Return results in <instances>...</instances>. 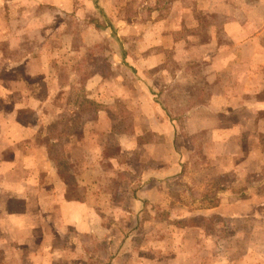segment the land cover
I'll list each match as a JSON object with an SVG mask.
<instances>
[{"label":"rangeland","instance_id":"obj_1","mask_svg":"<svg viewBox=\"0 0 264 264\" xmlns=\"http://www.w3.org/2000/svg\"><path fill=\"white\" fill-rule=\"evenodd\" d=\"M208 1L216 2L215 8L221 14H238L233 0ZM221 2L224 4L220 5ZM179 4L191 8L192 15H197L200 22L222 20L221 15H214L211 19L208 13L201 9L196 11L193 4L184 0H16V7L9 14L15 22L5 25L0 18V76L5 77V81L0 82V104L5 94L13 100L7 104L8 107L13 108L19 102L16 99H19L21 90L26 89L17 85V78L22 81L21 74L30 82L37 81L38 85L31 89L39 103L36 101L30 107L38 105L37 124L33 125L41 127L30 143L48 142L49 136L53 135L58 141L51 146V154L60 163L65 150L62 148L65 140L61 137L62 132L73 133L76 135L73 138H80V130L88 123L87 128L91 129L94 137L90 141L92 135L87 140V164L102 156L104 175L111 178L110 183L104 185L108 188L105 189L106 197L103 196L108 198L110 191L111 202L103 198L100 201L106 204L104 210L110 208L112 215H109L110 210L102 213V226L96 230L95 246L89 244L88 238L85 240L86 247L79 254L86 257L85 264H93L94 259L109 264V259L114 257L119 258V264H141L136 262L141 260V255L154 259L157 255L175 253L169 245L173 239H192L201 244L206 237L212 242H223L214 246L209 241V247L204 243L201 247L183 245V248H175L176 252L209 256V262L203 261L202 264H211L210 254L218 259L223 253L226 257L219 261L215 259L213 263L264 264V183L260 182L264 181V134L258 140L257 150L253 149L257 143L250 136L253 133L243 135L241 140V135L233 133L237 129L227 134L232 133L230 143L215 142L216 134L209 136L208 128L203 126L211 122L215 131L221 120L218 123L216 117L208 113H204L201 120L189 119L191 108L197 103L205 104L204 89L209 85L205 77L206 60L192 62L189 59L192 55L188 53L187 56L183 47L174 54L167 52L159 60L154 52L157 51L155 41L161 42V33L171 30L174 22L170 18L165 22H149L151 18H154L152 21L164 19L171 9L177 12ZM245 9L246 15L254 14L253 7ZM16 24L22 26L19 30L25 34L21 41L25 52L19 53L29 51L33 57L27 60L33 76L23 69L19 75L7 71L11 61L20 55L9 50L17 49L15 32L11 35L12 47L7 48L2 40L8 39L3 38L7 37L6 32L12 33V26ZM219 27L217 24V33ZM208 31L209 25L201 24L197 31L177 29L175 34L188 38L194 34L195 40L199 41L208 37ZM216 38L221 45L227 44L221 33ZM141 40L142 45L153 44V48L146 50L149 52L145 56L150 58L148 62H142ZM128 46L130 50L126 55ZM238 56L235 60L241 62ZM178 68L188 71L178 73ZM192 74L197 89L194 91L195 101L191 103L189 97L182 94ZM91 78L100 80L97 86L93 85L94 88L89 87ZM149 82H152L153 90ZM179 95L184 101L180 102ZM89 99L96 100V103L91 105ZM156 103L164 107L159 109ZM102 106L110 107L108 113L113 121V133L110 135L97 133L100 129H95V125L90 123L95 121L93 118ZM22 111L24 113L19 111L17 114L19 127L7 131L13 136L21 134L20 126L33 122L27 116L30 113L26 109ZM262 116L263 112L260 113ZM167 121L176 130V142L170 141L167 133L164 139V134L152 131L164 130ZM244 121L249 123L247 128L251 132L252 119ZM225 122L231 123L232 120ZM136 131L141 142L149 143L134 145L126 139L119 140L123 135ZM219 135L223 140L227 137ZM6 137L12 138L10 135ZM238 140L241 142L236 154L235 143ZM24 143H18L19 150ZM94 150L95 153L92 152ZM69 153L74 156V162L84 161V154L78 148L69 149ZM117 162L125 163L124 170L116 167ZM59 165L66 173L64 166ZM80 166H84L83 162ZM71 167L76 170L74 164ZM157 167L167 172L173 170L176 174L159 184L147 181L154 176L152 170ZM67 171L71 180L74 175L68 168ZM12 174L16 172L3 175L7 178L8 187L13 184ZM69 187L73 193H80L79 188L72 184ZM132 191L136 200L129 199ZM214 204L218 209L210 211ZM125 207L129 210L134 208L133 212L138 213L116 212ZM207 230L209 236H206ZM65 254L68 257V253ZM243 259L245 263L241 262ZM69 261L74 263L71 258Z\"/></svg>","mask_w":264,"mask_h":264},{"label":"crops","instance_id":"obj_2","mask_svg":"<svg viewBox=\"0 0 264 264\" xmlns=\"http://www.w3.org/2000/svg\"><path fill=\"white\" fill-rule=\"evenodd\" d=\"M184 1L193 4L196 7V11L197 9H201L203 13H208L211 19H213L212 16L214 15H221L222 20H211L210 23L209 21L200 22V18L197 15H192L191 8L187 9V5L179 4V10L174 12L171 9L164 19L152 21L154 18H151L149 20V22H165L170 18L174 22V25H171V30L161 33V42L155 41L156 46L154 47H156L157 51L154 52L158 54L160 60L161 56H165L167 52L174 54L175 52H179L180 47H183L187 56L189 55L188 53L192 55L191 58L189 57L192 62L206 60L205 77L209 81V85L207 84L208 86L204 89L206 91L205 104L197 103L195 107L191 108L192 112L189 119L198 118L201 120L202 115L208 113L209 116L216 117L218 123L221 120L220 126L215 131L211 122L203 126L205 129L208 128L209 136L216 134L215 142L225 141V143H230L232 133L230 135L227 134L233 129H237L233 133L241 135V140L243 135L253 133L250 136L257 140L253 149L257 150V146L260 145L258 140L264 134V116L260 117V113H264V0H233L238 9V14H234L233 16L221 14V11L215 8L216 2L210 3L209 1L206 2V0ZM219 4L223 5L224 2ZM15 7L16 0H0V18L5 25H9L12 21L15 22L14 17L12 18L9 15ZM252 7L255 9L254 14L251 16L246 15L245 8ZM216 23L220 24L218 33ZM201 24L209 25L208 37L205 40H195L196 35L194 34H191L190 38L188 36L180 37L175 34V30L177 31V29L182 31L183 29H189L193 32L197 31ZM12 27V33L6 32L5 35L7 37L3 39H8L2 40L5 41L2 44H5L7 48L12 47L13 43L10 44L11 35L15 32L14 37L17 49L12 48L9 50L15 53H23L25 50L21 47V41L25 34L22 32L23 30H19L22 26L19 27L16 24V26ZM151 33H154V31ZM220 33L227 40L226 45H221L217 41L216 37ZM188 39L190 40L189 43L193 45H187L189 44ZM140 46L141 52L143 51L142 62H148L150 58L145 57L149 54L146 50L153 48V44L145 46L144 44L142 45L141 40ZM129 50L128 46L126 55ZM26 52L21 55L19 53L20 56L11 61V66L7 70L10 74H18L21 69L26 73H30L29 62L27 60L33 57L31 58V54L28 53L29 51ZM21 56L23 57L20 58ZM236 56L240 57L241 62L235 60ZM0 71H2L1 65ZM182 71L187 72L188 70L186 68L177 69L178 73ZM30 74V76L34 75V73ZM194 77L192 74L191 81L189 84L184 85L185 91H183V94L181 93L185 98L189 97L191 103L195 101L194 91L197 89V84L193 80ZM3 78L5 77L0 76V82L5 81ZM21 78V82L17 78V85L26 89H22L19 99H16L19 102L15 103L13 108L8 107L7 104L9 102L12 103L13 100L11 101L10 95L5 94L0 104L2 105L0 108V264H70V258L74 262L73 264H85L84 259L86 257L79 256L80 250L82 251L86 247L85 240L87 238L92 247L96 245V230L102 226V213H107L110 210V208L109 210H104L103 208H106V204L100 200L103 198L107 202H111L110 191L108 192L109 197L104 198L106 197L105 189L108 188L104 185L107 186L111 178H106L104 175L101 166L104 161L102 156H99L97 160L89 161L87 164L86 153L89 150L86 144L88 143L87 140L93 135L91 134V129L87 128L88 123H85L80 130L78 135V137L81 136L80 138H73L76 137L73 133L62 132L61 137L65 139L62 144V148L65 149L63 152L65 160L62 157V162L60 163L51 154V146H53L54 142L58 141L53 135L49 136L48 142H40L37 145L30 143L37 136L41 127L33 125V123L37 124L38 105L36 107L33 106L35 107L34 110H32L33 107H30V104L38 101L31 89L33 88L32 86L38 84L37 81L30 82L22 74ZM99 83V79L95 80L91 78L89 80V87L94 88L93 85L97 86ZM149 83L150 89L153 90L154 86H152V82ZM178 97L180 102L184 101L181 95ZM89 101L96 103L94 99H89ZM99 102L97 101V103ZM156 104L159 109L160 106L161 108L164 107L161 103ZM109 108L107 106L99 108L96 117L93 118H96L95 121L90 122L92 125H95V129H100L96 131L99 134L110 135L113 133V121L108 113ZM23 109H26V112L30 113V115L26 114H28L27 116L31 120L33 119V122L31 125L20 126L21 134L13 136L7 131L13 127H19L17 114L19 111L24 113ZM190 110L187 111V114L190 113ZM161 111L164 113L162 109ZM152 114L154 115L153 111ZM247 118L252 119L253 127L251 132L247 128L249 123L244 121ZM228 120H232V122L226 123L225 121ZM167 123V128H164V130L156 131L153 129L152 131L158 133V135L164 134V139L167 133L170 136V141L176 142V130L169 121ZM7 125H11V127L7 128ZM129 134H121L123 138L121 137L119 140L126 139L127 142L134 145L149 143L141 142L137 131L131 135ZM219 134L227 135L226 139L219 138ZM6 135H10L12 138L9 139ZM93 137L94 135L90 138V141ZM241 140L235 143L236 154ZM20 141L25 143L20 146L19 150L18 143H21ZM98 145L103 146L101 143ZM104 145V147L107 146L106 144ZM72 148H78L80 152L82 151V155L84 154V161L82 160L84 166H80L82 162L79 164L78 162H74V156L69 153V149ZM245 148L248 149L247 147ZM92 152L95 153L96 151ZM59 164L64 166L66 173L62 172ZM73 164L76 167L74 171L71 167ZM124 164L117 162L116 167L124 170ZM67 168L74 175V177H71V180L65 176V174H69ZM152 171L154 176L147 178V181L156 184L162 183L168 177H171V175L176 174L173 170H168L167 172L165 169H159V167L154 168ZM14 172L16 174L11 175L13 184L8 187L7 178H4L3 175ZM260 182L264 183V181ZM70 184L79 188L80 193H73L69 187ZM132 193L134 192H131L129 199H135ZM148 198L150 197L148 196ZM214 208L216 209L217 206H211L209 209L213 211ZM133 210L134 208L129 210L125 207L124 209H117L116 212L119 211L122 214L138 213V211L133 212ZM109 215H112L111 210L109 211ZM107 224L111 225L109 222ZM206 236H209L208 233ZM171 241L172 243L169 245L173 247L175 253L171 255H157L154 259L141 255V260H137L136 262H141V264H202L203 261L209 262V256L207 258L198 255H181L178 251L176 252L175 248H183V245L201 247L202 243L207 244L209 247V241L214 246L223 242V240L212 242L208 237L202 240L201 244L192 239L185 240V238L183 240L176 238ZM184 242L185 244H183ZM65 253H68V257L65 256ZM215 256L214 254H210L211 264H215L213 263L216 259ZM223 256L226 257L223 253V255L218 256L216 261L223 259ZM118 259L117 257L110 258L109 264H119ZM241 262L245 263V259L241 260ZM94 263L102 264V260L96 261L94 259ZM216 264L218 263L216 262Z\"/></svg>","mask_w":264,"mask_h":264},{"label":"trees","instance_id":"obj_3","mask_svg":"<svg viewBox=\"0 0 264 264\" xmlns=\"http://www.w3.org/2000/svg\"><path fill=\"white\" fill-rule=\"evenodd\" d=\"M90 104L92 105V102H90ZM65 176H66V177H67V176L69 177V174H65ZM68 177H67V178H68ZM215 205H216V204H214V205H212V206H215Z\"/></svg>","mask_w":264,"mask_h":264}]
</instances>
